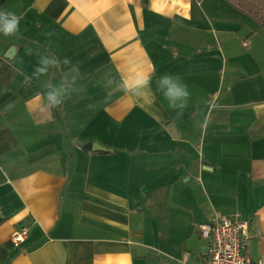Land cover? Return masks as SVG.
<instances>
[{
  "label": "crops",
  "instance_id": "0c3cea01",
  "mask_svg": "<svg viewBox=\"0 0 264 264\" xmlns=\"http://www.w3.org/2000/svg\"><path fill=\"white\" fill-rule=\"evenodd\" d=\"M219 1L0 0L21 19L0 34V264H203L217 217L264 260L263 48ZM132 70L142 95L117 86ZM162 76L189 86L180 116Z\"/></svg>",
  "mask_w": 264,
  "mask_h": 264
},
{
  "label": "clouds",
  "instance_id": "9594fccd",
  "mask_svg": "<svg viewBox=\"0 0 264 264\" xmlns=\"http://www.w3.org/2000/svg\"><path fill=\"white\" fill-rule=\"evenodd\" d=\"M20 23V17L14 12L0 9V34L4 36L18 34L20 31ZM46 35H51V33H47ZM64 63L67 64L69 61L64 60ZM56 64L57 60L55 58L41 57L33 74H43L47 72L50 66H55ZM74 83L75 78L71 82L65 80L58 85L49 87L47 91L49 105L55 106L61 103ZM108 83L112 84L113 81L109 80ZM117 86L125 92H131L133 95H142L143 91L150 87V78L142 71L132 70L120 80ZM157 87L164 99L167 100L169 107L176 110L178 116L182 115L188 107L191 97L188 84L182 82L178 77L162 76L158 80Z\"/></svg>",
  "mask_w": 264,
  "mask_h": 264
},
{
  "label": "built area",
  "instance_id": "2783aa9c",
  "mask_svg": "<svg viewBox=\"0 0 264 264\" xmlns=\"http://www.w3.org/2000/svg\"><path fill=\"white\" fill-rule=\"evenodd\" d=\"M196 228L203 239L210 241L203 264H264V260L255 263L247 253L250 232L246 223L217 217ZM26 238L27 230H20L14 236L15 245H20Z\"/></svg>",
  "mask_w": 264,
  "mask_h": 264
},
{
  "label": "trees",
  "instance_id": "16d2710c",
  "mask_svg": "<svg viewBox=\"0 0 264 264\" xmlns=\"http://www.w3.org/2000/svg\"><path fill=\"white\" fill-rule=\"evenodd\" d=\"M264 28V0H220Z\"/></svg>",
  "mask_w": 264,
  "mask_h": 264
},
{
  "label": "rangeland",
  "instance_id": "374dc122",
  "mask_svg": "<svg viewBox=\"0 0 264 264\" xmlns=\"http://www.w3.org/2000/svg\"><path fill=\"white\" fill-rule=\"evenodd\" d=\"M219 2H221L222 4H225V6L230 8L232 11L235 10V12L238 14V18L235 19V22H236V24H238L237 26L239 29L248 30V32L245 31L246 33H249V31H253L254 33L258 34L255 38L257 39V42L261 45V48H263V51H261V54L264 55V28H261L255 21L251 20L250 18H248L247 16H245L241 12L237 11L232 6H230L229 4H227L223 1H219ZM231 20H233L232 17H231ZM237 33H239V32L237 31ZM252 37L250 35H248L247 40L249 41V39ZM240 39H242V37ZM97 107L99 108V105H97ZM104 123H108V120L104 119ZM108 139L109 138L104 135V140H108ZM156 196H158L160 198H165V193L163 191H161V192L156 193Z\"/></svg>",
  "mask_w": 264,
  "mask_h": 264
},
{
  "label": "water",
  "instance_id": "95a60500",
  "mask_svg": "<svg viewBox=\"0 0 264 264\" xmlns=\"http://www.w3.org/2000/svg\"><path fill=\"white\" fill-rule=\"evenodd\" d=\"M16 54V48H11L6 56V58L8 59H12L13 56ZM100 146L96 145V144H88L84 146V150L85 151H93V152H100Z\"/></svg>",
  "mask_w": 264,
  "mask_h": 264
}]
</instances>
